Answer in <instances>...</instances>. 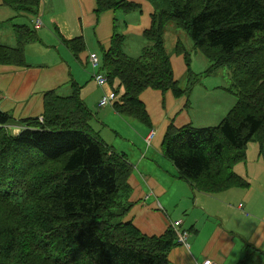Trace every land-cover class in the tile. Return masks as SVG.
Listing matches in <instances>:
<instances>
[{
	"label": "trees",
	"instance_id": "obj_1",
	"mask_svg": "<svg viewBox=\"0 0 264 264\" xmlns=\"http://www.w3.org/2000/svg\"><path fill=\"white\" fill-rule=\"evenodd\" d=\"M2 1L34 15L41 2ZM149 1L154 11L142 34L147 43L140 55L124 52L125 36L115 28L103 51L113 108L149 126L139 99L143 90H169L174 97L187 92L173 75L164 41L169 24L185 31L211 69L230 71L229 89L237 98L217 125L177 127L171 122L163 153L179 177L199 189L218 193L234 184L247 187L232 166L246 159L248 143L264 140V0ZM139 9L130 0H96L95 13ZM13 33L15 46L0 44V64L25 66V46L38 40L36 30L15 24ZM64 42L74 56L85 47L81 36ZM173 51L189 67L181 40ZM74 86L68 96L45 92L41 120L15 119L0 108V264H168L176 230L169 226L148 235L132 222L120 221L131 206L127 180L133 167L92 134V113ZM10 125L23 127L14 134ZM249 251L262 254L264 264V252Z\"/></svg>",
	"mask_w": 264,
	"mask_h": 264
},
{
	"label": "crops",
	"instance_id": "obj_2",
	"mask_svg": "<svg viewBox=\"0 0 264 264\" xmlns=\"http://www.w3.org/2000/svg\"><path fill=\"white\" fill-rule=\"evenodd\" d=\"M141 7L140 5V9ZM95 9L96 0H41L38 13L34 15L32 12L27 13L6 5L0 0L1 45L16 44L13 25L20 24V12L31 15L30 23L36 30L38 40H41L38 32L44 29L56 37L49 45L52 50L53 46L56 47V51L53 50L55 55H52L51 59L40 56L41 48L29 47L37 40L25 46V66L0 64L1 109L15 119L41 116L45 92L54 89L56 92L67 90L66 93H72L76 85L80 99L95 118L90 127L93 125L101 135L102 132L105 133V138L117 144L119 148L96 137L133 164V171L127 180L130 188L127 201L131 206L124 217H128V221L148 235H159L170 223L178 220L180 223L176 228L187 232L183 242L188 244L177 240L168 253V264H198L203 258L212 259L217 264H240L239 261L249 248L264 252V216L256 219V206L252 201L248 202L250 195L241 193V190L250 186L231 187L218 193L204 191L179 177L177 168L163 153L162 141L167 126L171 122L177 127L192 124L190 108H186L189 101L185 102L182 96L174 97L173 94V97H170L169 90L146 88L140 93L139 99L150 118L149 126L124 117L112 106V109L98 106L103 93L111 90L108 84L107 89H104L96 83L88 62V54L96 52L102 60V53L109 47L116 23L126 19L124 15L118 17L114 10H105L97 15ZM146 9V14L141 13L140 17L150 15L151 22L153 12L150 14V6ZM38 17L41 25L35 28L34 20ZM126 21L124 29L129 31L124 33H127L129 40L125 39L124 44L127 40L129 56L137 57L146 43L136 40L135 37L144 39L143 32L134 30L129 26V20ZM89 31L93 32L95 38V45L90 47L87 46L86 38ZM76 36H81L85 43L80 56H74L64 42L65 39ZM185 38L188 40L186 36ZM178 40L181 38L177 37L173 46ZM82 54L86 58L85 61ZM93 81L94 86L96 83L101 89L94 98L91 94L92 87H89ZM145 99L151 100L153 106L159 109L160 117L152 116ZM90 103L97 109L96 116ZM104 108L110 111L103 115ZM218 116H224L223 108ZM11 126L15 133L21 128ZM150 130L155 133L146 141ZM258 147L259 152H262V146ZM208 217H214L215 221L209 222Z\"/></svg>",
	"mask_w": 264,
	"mask_h": 264
},
{
	"label": "rangeland",
	"instance_id": "obj_3",
	"mask_svg": "<svg viewBox=\"0 0 264 264\" xmlns=\"http://www.w3.org/2000/svg\"><path fill=\"white\" fill-rule=\"evenodd\" d=\"M130 1L139 3L142 6L141 9H139L140 11L139 10L135 12L132 11L131 13H123L120 11H116L118 17L124 15L125 19L129 20V26H132L134 30L143 32L150 25V15H147L144 18H141L140 15L141 13L146 14V11H148L146 8L148 6L151 7V11H149L151 14L154 11V8L152 6L153 4L149 0H130ZM143 3L146 5H142ZM27 13L20 12L19 14L21 19L18 22H20V24H26L31 28H33V25L30 23L31 15ZM126 20L124 22L116 23L115 30L119 33L124 34L125 39L129 40L127 33H124L129 31L127 29H124V27H126V23H125L127 22ZM166 29L169 30L168 33L165 34L166 36L164 35L166 50L168 51V55L171 59L173 74L175 79L178 80L180 84V88L187 90V92L182 97L183 99H185V102L189 101L186 108L187 109L190 108L192 125L195 127L204 126V124H207L205 126L217 125L223 118L222 116L221 117L218 116L220 110L223 108L225 115L226 112L233 106L237 98L234 88L229 89L231 87L232 81L228 69L224 66L218 67L216 69H211L210 60L208 59V57L199 50H196V52H194L195 50L193 49L192 40L185 33V31L174 27L173 24H169ZM38 33H40L41 40H38L35 44H31V46L29 47L41 48L42 53L40 54V56L43 55L45 59H51L52 55L53 56L55 55L54 51H56V47L53 46V50H54L53 51L52 49L49 48V45H51L53 41H55L54 39H56V37L50 35V33H48L46 29L39 31ZM185 36L190 42L186 40ZM177 37L181 38L182 42L186 45V48L189 51V55H188L189 71H187L183 57L179 55H175L174 52L172 51L173 43ZM86 38H87L88 47L95 45V38L93 32L89 31ZM135 39L138 41H142L143 43H147L145 39L136 38V37ZM127 44L128 43L126 40L124 44V52L127 55H130L127 49ZM58 45L60 44L58 43ZM96 48L99 51L98 47ZM78 55L80 56L81 53H79ZM32 59L35 60L34 58ZM85 60L86 58L85 56H83V61ZM90 69L98 70L97 68L93 69L92 66H90ZM94 82L95 81H93L89 86L92 87V92H91L92 98L95 97L98 90L100 89L96 83L94 86ZM107 84H105L101 88L107 89L108 86ZM66 86L67 88H69L68 85ZM66 92L67 90L64 91L59 90L58 93H60V95L62 96H68L71 93V91L69 93ZM168 93H170L168 94L170 95V97H173L171 91ZM145 100L146 102H148V108L152 116L160 117V111L158 108L153 106L152 101L151 100L147 101V99ZM90 104L93 107V112H94L93 114L96 116L97 109L93 106L92 103ZM107 107L109 109H112L111 105ZM108 108L103 109V115L106 113V111L109 110ZM94 120L95 118L92 117L89 124H91V122ZM91 127L93 130L92 134L94 136H98V138H100L108 145H112V144L114 146L117 145L113 142H110L109 139L105 138V133L102 132L101 135L98 133L96 129H94L93 125H91ZM258 145L262 146L263 148L262 152H259ZM245 153H246V159L242 162L240 161L235 163L232 166V168L235 172L243 176L241 177L242 179H244L249 183L247 187H240V188H248L250 186L248 189L241 190L242 191L241 193H243V195L244 193H248L250 195V197L248 198V202L252 201L255 204L256 206L255 216L256 219L259 220L264 216V140H262V142L256 140L255 142L251 141L250 143H248ZM234 182L237 183V181ZM232 186L238 187V185L236 184ZM245 212L248 215V212L247 211ZM128 220H129L128 217H123L120 221L126 222ZM208 220L209 222H213L215 221V218L208 217ZM159 222H160V218H159ZM249 253L250 254L248 255L247 260L243 264H263L261 262V259L263 257L262 254L252 253V251H249Z\"/></svg>",
	"mask_w": 264,
	"mask_h": 264
},
{
	"label": "built area",
	"instance_id": "obj_4",
	"mask_svg": "<svg viewBox=\"0 0 264 264\" xmlns=\"http://www.w3.org/2000/svg\"><path fill=\"white\" fill-rule=\"evenodd\" d=\"M38 24H39V22L36 23V25H38ZM91 59H92L91 61H92L93 66H95L97 64V59H96L94 54H91ZM96 80L101 85V84H103L106 81V78L102 74H97L96 75ZM110 98H111V96H103L101 98L100 102H99V105L102 106V105L107 104L108 101L110 100ZM152 135H153V132H151L149 134L150 137ZM184 235H185V233H184ZM201 264H215V263L212 262L211 260L206 259Z\"/></svg>",
	"mask_w": 264,
	"mask_h": 264
}]
</instances>
